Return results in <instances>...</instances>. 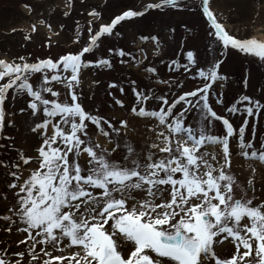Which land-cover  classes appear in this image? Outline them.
Segmentation results:
<instances>
[{
  "label": "snow or ice",
  "instance_id": "6c2138e0",
  "mask_svg": "<svg viewBox=\"0 0 264 264\" xmlns=\"http://www.w3.org/2000/svg\"><path fill=\"white\" fill-rule=\"evenodd\" d=\"M211 4L79 0L86 27L75 20L67 37L77 50L14 59L0 53V201L7 202L0 209V264H264V73L257 81L251 68H241L242 87L229 100L227 70L233 51L264 66V42L231 35ZM197 8L216 45L207 50L218 55L208 61L186 50L167 66L187 74L190 90L162 76L143 48L137 58L131 46L105 45L123 38L127 25L143 26L153 10ZM74 10V0H65L62 15L72 19ZM39 23L55 36L66 27ZM135 37L152 42L163 62L162 32L144 28ZM93 68L131 72L107 84L111 106L129 116L102 114L95 93H85L84 70ZM14 103L26 114L34 155L5 134L7 125L15 127ZM234 157L250 161L246 176Z\"/></svg>",
  "mask_w": 264,
  "mask_h": 264
},
{
  "label": "rangeland",
  "instance_id": "374dc122",
  "mask_svg": "<svg viewBox=\"0 0 264 264\" xmlns=\"http://www.w3.org/2000/svg\"><path fill=\"white\" fill-rule=\"evenodd\" d=\"M98 2V0H93ZM121 4H129L136 6L140 0H118ZM191 5H200L201 0H188ZM31 5L34 11L29 14L24 5ZM79 0H74V7L76 10L72 12V19L62 15L65 10V0H0V53L8 52L9 58L14 59L17 54L25 55L31 58L47 57L49 55L55 57L69 51L77 50L80 45L73 44L68 40V35L74 31V21L79 20L82 26L86 27V21L81 13L83 8L78 7ZM212 10L216 13L218 19L227 27L225 29L237 38H255L257 41L264 40V0H212ZM40 20L50 22L53 29L59 30L58 25L65 24V29L60 33V36L53 35L44 24H40ZM37 25V31L32 32V24ZM176 29L174 33H170L168 25ZM185 25L191 28L187 31ZM119 27V26H118ZM17 29L12 32L11 29ZM147 28L149 31L156 30L162 32L164 39L161 40V55L164 60L161 63L160 58L155 56L157 51L152 42L141 43L136 37L135 33L138 30L143 31ZM211 29L207 17L202 15V9L197 8L196 11L185 9L178 11L176 9L153 10L148 19L143 22V26L127 25L123 29V38L112 37L105 41V45L115 44L117 46H131L140 58V49L143 48L147 52L148 57L156 63L158 70L164 77H171L179 79L185 83L186 89L190 90L195 85L192 80L185 75H174L168 71L167 66L171 64L172 58L183 60L184 52L186 50H196L202 60L210 61L213 56L218 55L217 52H209L207 49H215L216 45L213 43V38L208 36ZM25 35H30V40H25ZM51 38L53 46L49 49L47 47V40ZM60 41L56 44V41ZM183 45V47H181ZM252 58L247 57L243 53L232 52L231 58L227 61V70L231 73L229 80L231 82V89L228 93V99L231 100L235 91L242 87L241 84V68H251L255 74L257 81H259L260 74L264 73V66L257 63H251ZM148 63V60L144 61ZM134 63V62H133ZM121 68L123 66H120ZM85 82L82 85L86 94L95 93V106L98 107L102 114L117 116H129L126 111L119 110L118 106L113 107L111 97L107 95V84L116 81H122V78L127 75L131 76V72L123 73L118 68L112 71L104 68H93L90 71L85 69ZM99 81V83H93ZM126 86V85H125ZM228 84H225L221 91H225ZM160 91V89H157ZM179 91V90H178ZM118 98H122L118 92H114ZM215 93L212 94L215 98ZM21 105L14 103L10 108L16 112L14 117L9 118L15 121V127L11 124L5 128V134L16 138V146L21 150H26L27 155H34L35 141L32 139L33 134L29 133L27 126L24 124L23 115L19 112ZM91 107V105H90ZM218 113L221 109L217 106ZM131 119V117H129ZM142 136L147 135V130L142 123L137 125ZM257 132H259V124L257 125ZM129 136L135 141L138 138L133 133ZM2 142V141H0ZM31 147V148H29ZM3 153L0 152V155ZM12 155V153H9ZM234 167L238 172L247 175V165L250 161L243 158L234 157ZM243 165V167H241ZM257 191H260L257 185ZM9 200H11V193H8ZM7 202L0 201V209L4 208ZM10 206V205H9ZM3 239V235H0ZM12 240L18 239L11 237ZM23 250V246L19 249Z\"/></svg>",
  "mask_w": 264,
  "mask_h": 264
},
{
  "label": "bare ground",
  "instance_id": "6f19581e",
  "mask_svg": "<svg viewBox=\"0 0 264 264\" xmlns=\"http://www.w3.org/2000/svg\"><path fill=\"white\" fill-rule=\"evenodd\" d=\"M224 27H227V26L224 25ZM226 29H227V28H226ZM261 42H264V40H262Z\"/></svg>",
  "mask_w": 264,
  "mask_h": 264
}]
</instances>
